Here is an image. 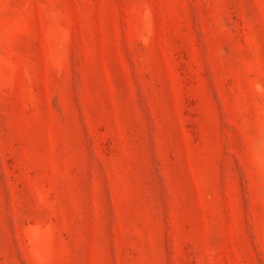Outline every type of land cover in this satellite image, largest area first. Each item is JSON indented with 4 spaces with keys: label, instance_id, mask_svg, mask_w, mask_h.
<instances>
[{
    "label": "rangeland",
    "instance_id": "rangeland-1",
    "mask_svg": "<svg viewBox=\"0 0 264 264\" xmlns=\"http://www.w3.org/2000/svg\"><path fill=\"white\" fill-rule=\"evenodd\" d=\"M0 264H264V0H0Z\"/></svg>",
    "mask_w": 264,
    "mask_h": 264
}]
</instances>
